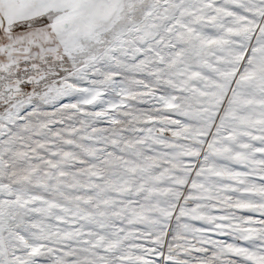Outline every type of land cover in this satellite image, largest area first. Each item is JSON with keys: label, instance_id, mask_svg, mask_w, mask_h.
Returning a JSON list of instances; mask_svg holds the SVG:
<instances>
[{"label": "snow or ice", "instance_id": "snow-or-ice-1", "mask_svg": "<svg viewBox=\"0 0 264 264\" xmlns=\"http://www.w3.org/2000/svg\"><path fill=\"white\" fill-rule=\"evenodd\" d=\"M0 264H264V0H0Z\"/></svg>", "mask_w": 264, "mask_h": 264}]
</instances>
